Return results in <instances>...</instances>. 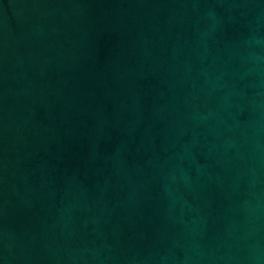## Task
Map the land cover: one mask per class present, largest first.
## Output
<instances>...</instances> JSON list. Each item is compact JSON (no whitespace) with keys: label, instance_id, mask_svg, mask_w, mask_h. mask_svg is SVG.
<instances>
[{"label":"water","instance_id":"95a60500","mask_svg":"<svg viewBox=\"0 0 264 264\" xmlns=\"http://www.w3.org/2000/svg\"><path fill=\"white\" fill-rule=\"evenodd\" d=\"M0 264H264V0H0Z\"/></svg>","mask_w":264,"mask_h":264}]
</instances>
